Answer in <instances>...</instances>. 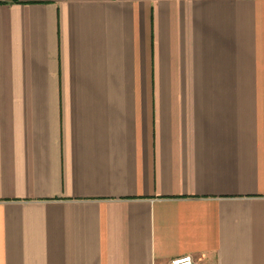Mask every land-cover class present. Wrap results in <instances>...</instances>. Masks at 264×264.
Wrapping results in <instances>:
<instances>
[{"label": "crops", "instance_id": "0c3cea01", "mask_svg": "<svg viewBox=\"0 0 264 264\" xmlns=\"http://www.w3.org/2000/svg\"><path fill=\"white\" fill-rule=\"evenodd\" d=\"M264 264V0H0V264Z\"/></svg>", "mask_w": 264, "mask_h": 264}, {"label": "built area", "instance_id": "2783aa9c", "mask_svg": "<svg viewBox=\"0 0 264 264\" xmlns=\"http://www.w3.org/2000/svg\"><path fill=\"white\" fill-rule=\"evenodd\" d=\"M171 264H198L191 256L178 257Z\"/></svg>", "mask_w": 264, "mask_h": 264}]
</instances>
